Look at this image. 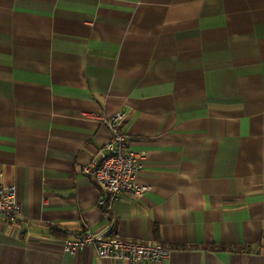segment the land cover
Segmentation results:
<instances>
[{"label": "crops", "instance_id": "0c3cea01", "mask_svg": "<svg viewBox=\"0 0 264 264\" xmlns=\"http://www.w3.org/2000/svg\"><path fill=\"white\" fill-rule=\"evenodd\" d=\"M121 111L150 189L110 212L83 166ZM0 180V264H127L65 248L114 224L153 264H264V0H0Z\"/></svg>", "mask_w": 264, "mask_h": 264}, {"label": "built area", "instance_id": "2783aa9c", "mask_svg": "<svg viewBox=\"0 0 264 264\" xmlns=\"http://www.w3.org/2000/svg\"><path fill=\"white\" fill-rule=\"evenodd\" d=\"M127 118L126 111L103 116L111 137L99 149L97 158L83 166L84 175L92 178L102 192L97 204L105 211L113 212L115 204L125 195L138 198L150 189L148 183L138 179L144 153L128 149L131 140L121 130ZM22 217L16 187L5 185L0 180V218L17 225ZM114 219L116 221V217ZM115 229L114 224L109 235L87 229L79 238L66 239L65 248L68 252H75L92 245L100 257L127 264H153L169 259L172 255L173 249L160 243L141 244L120 239Z\"/></svg>", "mask_w": 264, "mask_h": 264}]
</instances>
